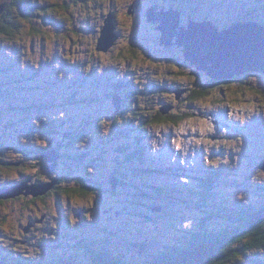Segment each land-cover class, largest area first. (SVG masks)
Segmentation results:
<instances>
[{
    "label": "rangeland",
    "instance_id": "374dc122",
    "mask_svg": "<svg viewBox=\"0 0 264 264\" xmlns=\"http://www.w3.org/2000/svg\"><path fill=\"white\" fill-rule=\"evenodd\" d=\"M13 2L0 0V6L6 4L7 9ZM130 7L135 8L133 15ZM152 7L159 12L179 10L181 26H187L189 19L212 21L221 30L234 23L264 26V0H27L12 12L17 15L18 30L13 37H0V68L5 66L0 69V188L25 179L42 183L58 178L63 189L90 188L91 193L1 202L0 258L92 264L87 249L79 245L91 242L97 253L99 246L108 247L110 254L137 264L158 245L174 244L189 232L221 231L226 226V220L217 216L221 208L250 205L259 210L264 206V172L256 166L259 156H264V73H250L240 76L239 83L213 87L196 102L185 97L177 115L186 116L177 119V124L148 125L140 131V125L153 121L161 106L177 102L172 91L195 78L190 74L195 69L185 62L181 50L166 49L159 41L151 45L157 33L145 19ZM112 12L120 38L104 55L105 51H97V41ZM149 45L153 49L148 50ZM70 50L77 67L68 64L64 68L65 52ZM12 66L18 71L13 79L14 74L7 75L13 72ZM197 80L200 84L207 79ZM116 82H121L120 89L132 86L129 111L128 107L120 113L114 109ZM137 103L138 111L133 112ZM212 114L226 128L218 129L209 120ZM10 123L13 129L6 127ZM141 133L146 144L144 168L133 158L134 162L125 163L123 157L132 151L127 146L123 155L118 151L125 143L133 147ZM49 142L57 149L60 146L54 149L63 155L57 175L48 172L49 165L37 152L49 149ZM156 155L164 163L157 164ZM149 156L153 170L179 167L201 172L205 167H223L224 176L203 208L206 212L194 205L182 208L176 200L162 201L174 209L164 206L158 212L154 210L157 201L134 196L148 194L144 185L162 181L159 173H147L146 179L136 172L145 169ZM12 161L22 166L14 170L8 165ZM122 169H127L131 182L118 183L113 190L111 181L114 175L121 179L116 172ZM137 178L146 181L140 182L142 187L136 188L132 181ZM195 182L192 192H200ZM43 214L49 215L46 222L25 235L29 223ZM144 237L147 249L139 253L134 244L144 243ZM251 258L264 261V249L253 250L233 264H254Z\"/></svg>",
    "mask_w": 264,
    "mask_h": 264
},
{
    "label": "trees",
    "instance_id": "16d2710c",
    "mask_svg": "<svg viewBox=\"0 0 264 264\" xmlns=\"http://www.w3.org/2000/svg\"><path fill=\"white\" fill-rule=\"evenodd\" d=\"M26 1L27 0H14L12 4L7 5V9L5 10V12L2 15H0V37L4 35L8 37H13L16 34V31L18 30V25H16L14 21L15 19H17V15L13 16L12 12L15 11L16 8H20V7L22 8V6L26 3ZM262 11H264V8ZM33 31H39V30L33 29ZM4 67H1L0 69H3ZM8 67L10 68V66ZM11 69L13 70V72H10V74L7 75L11 77V75L14 74L11 77V79L17 78L18 71L13 66L11 67ZM37 73L39 74V72H36L35 75H37ZM23 81L25 82V80ZM236 81H240L239 78L234 79L232 82H236ZM31 82L32 81L29 82L26 81V83L29 84ZM191 83L192 86H194L196 83H198V80L194 78V80L191 81ZM222 84L226 85L225 82H222ZM186 86L187 88L191 87L189 84H187ZM206 86L208 87L207 89ZM120 87L121 84L119 82H116L115 83L116 91L113 92V95H117L121 97L123 102L127 105L129 111L130 106L127 100L129 99V94L132 93L130 92V88L132 86L131 85L126 86L121 89ZM213 87H214L213 84H211L210 86L209 84L203 85L202 86L203 89L201 88L202 93L200 90V94L192 95L191 101H195L198 98H203L207 93L205 91L207 90L209 92ZM137 106L138 103L133 108H131L133 112L138 111ZM172 112L173 111H171L170 113ZM169 114H168L169 117L165 116L161 113L160 110V112L156 114L155 119L153 121H146V123L140 125V129L143 130L148 125L149 127H153V126L165 125L167 123L177 124L178 121L177 118H175V115L174 114L169 115ZM14 126L15 125H13V123L6 125V127H9L11 129H13ZM51 127H53L52 124ZM122 132H125V130H123ZM68 135L69 134H66L65 137H68ZM118 136L122 138L126 137L125 134L123 135L119 134ZM81 137L82 136H80V138ZM121 141L125 142V140L123 139ZM48 145L50 146L51 150H53V147H56L55 145H50V144ZM126 146L128 149L132 151L128 152V157L127 156H125V158L123 157L125 163L126 161H133L130 160L131 158H133L136 161H140L142 163L140 164V167L144 168L143 160L146 156L144 155L146 151V144L144 143L142 136L140 135L137 136L136 144H134L133 147L132 145L125 143V146H121L120 148H118L120 154L123 155L124 153L127 152ZM1 147H3V145ZM10 150L17 151V148L12 147L10 148ZM21 151H25V150H21ZM1 153L2 150H0V154ZM149 159L150 160H148V163H146L147 166H145V169L142 170L141 168H138L136 172L143 173L145 178L147 176V173H159L160 175H163L161 177L162 181L161 182L154 181L153 185H147V186L142 185L145 190L149 191L148 194L145 195L141 192H137L136 195L134 196H137V198L150 197L153 200L157 201L158 204H156L154 210L162 209L163 211L162 207L166 206L168 208V211H171L174 208L169 207L163 202L169 200H176L182 204V208L183 207L189 208L191 205H194L198 210L204 211L203 208H207L208 202H210L212 199V191L213 192L216 191V187L219 186L220 179H222V177L224 176L223 167H216V168L205 167L204 170H201V172H195L194 170H189V169L182 170V168L180 170H177V168L179 167L153 170L152 169L153 157L149 156ZM0 161H1V157H0ZM155 162L157 164L160 163L162 164L164 163V158L162 156L159 157L156 156ZM8 165L9 167H14V170H16L17 168L22 166V162L12 161ZM165 169L168 171V173H166ZM125 172H127V169H122L121 171L116 172V174H118L121 177V179H119V183L126 185L127 183L125 182L126 181L131 182V179L130 177L127 176ZM197 174L198 176H196ZM114 176L117 177L116 175ZM166 179H170V180L167 182ZM194 179L196 180L195 183L198 184V189L200 190V192L196 190L192 192ZM136 180L137 181L132 179V181L137 184L136 188L142 187L140 186L141 184L140 182H146L138 178ZM60 184L58 185L56 184L53 188L54 191L52 190L47 194V196H49L48 198H50L55 193L59 197L60 194L81 195L80 193L83 194L91 193L90 188H75L72 190H66L63 189V187H59ZM30 185H33V183H30ZM12 186H14V184L5 185L3 186V188L12 187ZM3 188H0V190ZM93 193L96 194L97 191ZM191 195L194 197V199L191 197ZM47 196L46 197L44 196L43 198H41V200L45 201L46 199H48ZM19 198L12 199L10 201H15L18 200ZM1 202L4 201L0 200V203ZM240 209H242V207L237 209H232L229 206L219 209L217 216H220L221 218H224L228 221L227 225L221 231L220 230L210 231L204 229L203 231L200 232L199 231L189 232L186 235L187 238H182V239L180 238L181 240H178V242L174 244L167 243L162 246L158 245L157 246L158 248H156L151 253L144 254L146 257L141 259L140 260L141 262L137 264H233V263H237L239 257L246 255L249 252H252L253 250L264 249V226L260 224L256 228H253L252 230L248 229V221L250 220V218L254 214H258V213L263 214L264 208H261L256 211L253 210V208H250L249 210L246 211ZM162 211H158V212H162ZM242 212L246 213L247 215L242 214ZM167 213L168 212L166 211L165 214ZM147 217H150V215ZM202 226L204 228V224H202ZM110 229L111 228L108 227L107 232L109 234H110ZM143 242L144 243L134 244L137 247L139 253H144V250L147 249L146 243H148V240L146 237L143 238ZM84 243L85 242H80L79 245L87 249V253L89 254L88 259L92 264H133L131 260L121 259L118 254L115 253L110 254V248L108 247L105 249L104 247L99 246L98 250H101V252L97 253L95 247L94 248L90 247V245L91 244L93 245V243L91 242H86V244ZM258 261L259 260L252 262L256 264ZM64 262L65 261H61V260H45V259L35 260L28 257L22 258L15 256H4L0 258V264H68L70 263V261L66 263Z\"/></svg>",
    "mask_w": 264,
    "mask_h": 264
},
{
    "label": "water",
    "instance_id": "95a60500",
    "mask_svg": "<svg viewBox=\"0 0 264 264\" xmlns=\"http://www.w3.org/2000/svg\"><path fill=\"white\" fill-rule=\"evenodd\" d=\"M6 5L0 6V15L5 12ZM132 7L130 14H132ZM155 10V9H153ZM149 10L147 13L150 22L155 23V18L161 19L158 30L161 31V45L172 46L177 37V46L183 48L185 59L197 67L199 71L207 72L216 81H231L247 73H264V26L256 22L238 23L226 30L218 29L212 22L196 23L191 21L187 30H181L180 11L156 12ZM115 15L111 13L105 21L98 40L97 51H105L114 45ZM180 97L185 91H176ZM121 98L115 99L116 110H121ZM174 110L173 106L161 108L163 115H168ZM43 157L52 163L50 171H55L60 155L56 151L44 153ZM264 171V161L258 166ZM111 181L113 190H116L118 179ZM31 181L0 190V200L8 201L22 196L40 198L53 190L58 181L47 184L30 185ZM158 211H161L158 209ZM45 220L42 218L41 222ZM264 220V213L252 216L248 229L251 230ZM31 226L25 229L29 233Z\"/></svg>",
    "mask_w": 264,
    "mask_h": 264
},
{
    "label": "flooded vegetation",
    "instance_id": "af4514ba",
    "mask_svg": "<svg viewBox=\"0 0 264 264\" xmlns=\"http://www.w3.org/2000/svg\"><path fill=\"white\" fill-rule=\"evenodd\" d=\"M143 20V19H142ZM159 21H160V19L158 18L157 19V23H150L149 21H148V19H145V22H146V24H148V26H151V27H153L154 28V31L157 33V41H156V39H154V40H151V45L154 47L155 45H157V43H158V41H159V45L160 46H162L161 45V43H160V41H161V36H162V34H161V31L160 30H158V28H159V26H160V23H159ZM145 24V26L146 27H148L147 25ZM186 30L187 29V27H185V26H181L180 25V28H179V31H181V30ZM152 35H154L153 34V32H151V36ZM150 36V37H151ZM119 38H120V35H119ZM177 37H175L174 38V40H173V45L172 46H169V47H166V46H163V47H165L166 49H172V48H174V47H177V49H179V50H181V52H182V54H183V58H184V60H185V62L187 63V64H189L191 67H193L194 69H195V71L193 72V71H190V74L191 75H194V77L196 78V80L198 79V78H200V77H203V78H205V79H207V80H205L203 83H200V84H198V83H196L194 86H192V83H191V81H188L189 82V84H190V88H187V86H186V84H183L182 85V87L180 86L179 88H177L176 90H174V91H172V94H176L175 92L176 91H179V90H181V91H185V93H183L180 97H178L177 95L175 96V99H176V101L177 102H175V104L174 105H169V104H164L163 106H173L174 107V110H173V112L172 113H170V114H174V115H176L175 116V118H177V119H179L181 116H183V117H185L186 115L185 114H180V115H177V112H178V108H179V103H182V102H184L185 101V97H186V99H187V101L188 102H196L197 100H195V101H191V96L192 95H194V94H200V90H201V88H202V86L203 85H205V84H209V86L211 85V84H213V86L214 87H216V86H219V85H224V84H222V82H225V84L227 85V84H229V83H231L232 81H216V80H214V79H212L209 75H208V73L207 72H204V71H199L198 69H197V67L196 66H194L191 62H189V61H187L186 59H185V56H184V53H183V48H179L178 46H177ZM144 42V44H145V41H143ZM151 49H153L150 45H149V48H148V50H151ZM71 52H65V61H66V64L64 65V68L65 67H67V65L69 64V65H74L73 67H77V64H75V62L73 61V62H71V59H72V56H73V51L72 50H70ZM108 52H110V51H108ZM108 53H106V54H104V55H107ZM62 58H63V56H62ZM166 61H170V59H165ZM174 73H176V72H174ZM177 74V73H176ZM182 75H183V73H181ZM248 74H250V73H247V74H245L246 76L248 75ZM245 75H242V76H245ZM241 76V77H242ZM245 76V77H246ZM237 78H239V77H237ZM237 78H235V79H237ZM187 83V82H186ZM183 87H185V88H183ZM203 89V88H202ZM165 90L166 89H163V93H165ZM171 93V92H170ZM201 93H202V90H201ZM185 94H187V96L185 95ZM204 94H205V92H204ZM165 95H167V92H166V94ZM158 106H160V104H157V107ZM163 106H161V107H163ZM160 109L161 108H159V110L156 112V113H154V117L156 116V114L158 113V112H160ZM169 114V115H170ZM165 116H168V115H165ZM209 120H212L213 121V123L217 126V128L218 129H223V128H226V123L224 122V121H220V120H216V119H214V115L212 114L211 115V117L209 118ZM252 130H250V131H248V132H251ZM49 144L50 145H54V142H49ZM56 149H57V147H55ZM58 149H60V147H58ZM57 149V150H58ZM51 149L49 148V149H46V148H42V149H39L37 152H38V154L42 157V155L44 154V153H47V152H49ZM41 151V152H40ZM60 152V151H59ZM61 153V152H60ZM156 156H158V155H156ZM159 157V156H158ZM43 159H44V162L46 163V164H48L49 165V162L46 160V158L45 157H42ZM263 160H264V156H260V158H259V161H257V169H258V165L261 163V162H263ZM58 168V167H57ZM57 170V169H56ZM258 170H260V169H258ZM261 171H263V170H261ZM48 172L50 173V174H58V172L57 171H50L49 169H48ZM264 172V171H263ZM54 180H57L58 181V183H57V185L58 184H60L61 183V181H60V179H58V178H55V179H53V181ZM26 181H31V183H33V185H39V184H42V183H49V182H51V181H46V182H39V181H36V182H34L32 179H25V180H23V181H21V182H19V183H16V184H14V186H16V185H19V184H21V183H23V182H26ZM53 191H54V189H53ZM47 196V195H46ZM45 196V197H46ZM49 196H47V198H48ZM22 199H25V200H31V202H33L34 200H40V201H42L41 200V198H43V197H40V198H33V197H25V196H22L21 197ZM20 199V198H19ZM230 208H232V209H237V208H240V207H232V206H229ZM242 207V209H240V210H249L250 208H253V210H255L256 211V209L253 207V206H247V208H243V206H241ZM261 208H264V206H262ZM260 208V209H261ZM242 214H244V215H247L246 213H244V212H242ZM254 215H256V214H254ZM253 215V216H254ZM42 217H45V220H43V222H41V220H42ZM49 217H48V215L47 214H43L39 219H37V218H34V224L33 223H29V225L31 226V230H30V232L29 233H26L25 232V229L27 228H25L24 229V234L25 235H27V236H29L30 235V233H31V231L34 229V228H38V227H40V225H42V224H44L45 222H46V220L48 219ZM221 218V217H220ZM252 218V217H251ZM251 218H250V220H251ZM226 220V219H225ZM249 220V221H250ZM249 221H248V225H249ZM227 220H226V225H227ZM263 226H264V221L261 223ZM229 225V224H228ZM263 250V249H262ZM259 261L256 263V264H264V261L263 260H260V259H258ZM251 261H254V259L253 258H251Z\"/></svg>",
    "mask_w": 264,
    "mask_h": 264
},
{
    "label": "clouds",
    "instance_id": "9594fccd",
    "mask_svg": "<svg viewBox=\"0 0 264 264\" xmlns=\"http://www.w3.org/2000/svg\"><path fill=\"white\" fill-rule=\"evenodd\" d=\"M130 9H131V7H130ZM134 9H135V8H134ZM134 9H132V12H133L132 14H130V12H129L130 15H133V14H134ZM151 9H155V10H156V8H154V7H152ZM151 9H149V10H151ZM5 10H6V9H5ZM149 10H148V11H149ZM148 11L146 12V17H147V19H148V16H147ZM169 11H170V10H169ZM175 11H176V10H175ZM178 11H179V10H178ZM156 12L159 13V11H157V10H156ZM162 12H163V11H162ZM112 13H113V12H112ZM113 14H114V13H113ZM114 15H115V14H114ZM157 19H158V18H155V21H156L155 23H157ZM159 19H160V18H159ZM148 21H149V19H148ZM191 21L196 22V23L212 22V21H207V20H204V21H202V22H197V21H194V20H192V19H189V22H188L187 26H185V27L188 28V26H189V24H190ZM149 22H150V21H149ZM114 23H115V28H116V16H115V21H114ZM150 23H152V22H150ZM155 23H154V24H155ZM159 23H160V25H161V19H160ZM212 23L214 24V22H212ZM235 24H238V23H234L233 25H235ZM180 25H181V20H180ZM214 25H215V24H214ZM233 25H231V26H233ZM215 26H216V25H215ZM231 26H230V27H231ZM216 27H217L218 29H220L218 26H216ZM230 27H229V28H230ZM229 28H227V29H229ZM186 30H187V29H186ZM220 30H221V29H220ZM224 30H226V29H224ZM178 31H179V29H178ZM222 31H223V30H222ZM179 32H180V31H179ZM100 37H101V34H100ZM100 37H99V39H100ZM99 39H98V40H99ZM118 39H119V35L115 32L114 44L116 43V41H117ZM97 45H98V41H97ZM109 51H110V49H109ZM119 83L121 84V82H119ZM130 85H131V84H129L128 86H130ZM114 86H115V85H114ZM116 98H121V97H119V96H117V95H113V96H112V104H113L115 110H116V105H115V99H116ZM121 100H122V98H121ZM121 107H122V108H121L120 111H117V110H116L117 113H120V112H122V111H123V112L126 111L127 105L123 102V100H122V102H121ZM163 107H164V106H163ZM163 107H162V108H163ZM160 110H161V109H160ZM141 125H142V124H141ZM143 130H144V129H143ZM143 130L140 129V131H143ZM139 135H143V133H141V134H139ZM52 145H53V144H52ZM54 148H55V147H53V150H50V151H56V152H58L59 155H60V159L57 161V166H56V169H57V167H58V165H59V162H60V160L62 159L63 155H62L59 151H57L56 149H54ZM50 151H49V152H50ZM263 161H264V160H263ZM261 163H262V162H261ZM261 163H260V164H261ZM260 164H259V165H260ZM51 165H52V163L49 162V167H48V169L51 167ZM259 165H258V166H259ZM56 169H55V171H56ZM114 177H115V176H114ZM116 178L118 179V183H119V178H118V177H116ZM54 181H56V180H54ZM51 182H53V180H51ZM42 184H47V183H42ZM39 185H41V184H39Z\"/></svg>",
    "mask_w": 264,
    "mask_h": 264
},
{
    "label": "bare ground",
    "instance_id": "6f19581e",
    "mask_svg": "<svg viewBox=\"0 0 264 264\" xmlns=\"http://www.w3.org/2000/svg\"><path fill=\"white\" fill-rule=\"evenodd\" d=\"M174 116V115H173ZM169 117V116H168ZM172 117V116H171ZM173 118V117H172ZM172 120V119H171ZM172 122V121H171ZM70 155H72V154H70Z\"/></svg>",
    "mask_w": 264,
    "mask_h": 264
}]
</instances>
